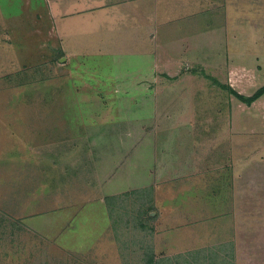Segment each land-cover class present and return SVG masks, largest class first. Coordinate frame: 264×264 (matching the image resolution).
<instances>
[{
  "label": "rangeland",
  "instance_id": "1",
  "mask_svg": "<svg viewBox=\"0 0 264 264\" xmlns=\"http://www.w3.org/2000/svg\"><path fill=\"white\" fill-rule=\"evenodd\" d=\"M94 1L0 0V264H264V9Z\"/></svg>",
  "mask_w": 264,
  "mask_h": 264
},
{
  "label": "crops",
  "instance_id": "2",
  "mask_svg": "<svg viewBox=\"0 0 264 264\" xmlns=\"http://www.w3.org/2000/svg\"><path fill=\"white\" fill-rule=\"evenodd\" d=\"M43 2L45 1V4L48 6L49 13L52 15V18L54 20H65L69 19L75 14L81 13V11H78L77 13H73L70 11L69 5H62V3L54 2V0H42ZM90 1V0H89ZM87 0V2H89ZM148 1V0H146ZM144 1V2H146ZM202 0L201 6L207 5L209 3V6L207 7L212 13L217 14L215 22H217V26H220V23L222 22L223 27L227 28L228 30L234 29L236 26V19L237 15L242 17L241 20H245L246 15L249 14V5H252L253 3L255 5H258L259 8L264 9V0ZM94 2H99V5H96L95 8H92V10H98L100 8H108V4L110 3L109 0H96ZM142 2V4L144 3ZM249 4V5H248ZM252 7V6H251ZM206 9V10H208ZM204 9H202L203 11ZM108 11V10H107ZM223 12V16L219 18V13ZM261 12H264V10L261 9ZM242 21H240L241 23ZM263 24H264V19H263ZM259 25V24H258ZM249 27H257L260 28L259 26H255L253 24H249ZM227 30V31H228ZM229 34V31H228ZM237 40L236 37L233 36H228L226 40V44H236ZM224 43V42H223ZM264 96V94L262 95ZM262 96L260 98H262ZM258 100V99H257Z\"/></svg>",
  "mask_w": 264,
  "mask_h": 264
},
{
  "label": "trees",
  "instance_id": "3",
  "mask_svg": "<svg viewBox=\"0 0 264 264\" xmlns=\"http://www.w3.org/2000/svg\"><path fill=\"white\" fill-rule=\"evenodd\" d=\"M208 79H210L215 85L222 88L223 90H226L229 94L234 95L239 101L245 103L246 105H250L252 102L260 98L264 94V85L257 88L252 94L249 96L242 95L239 92H237L234 88H232L230 85L223 84L219 82L217 79L208 76L206 74H203Z\"/></svg>",
  "mask_w": 264,
  "mask_h": 264
}]
</instances>
